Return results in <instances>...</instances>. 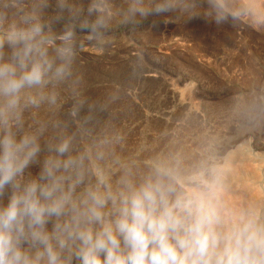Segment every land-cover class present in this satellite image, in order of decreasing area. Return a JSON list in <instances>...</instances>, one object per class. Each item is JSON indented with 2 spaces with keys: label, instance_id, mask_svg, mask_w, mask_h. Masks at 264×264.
<instances>
[{
  "label": "clouds",
  "instance_id": "9594fccd",
  "mask_svg": "<svg viewBox=\"0 0 264 264\" xmlns=\"http://www.w3.org/2000/svg\"><path fill=\"white\" fill-rule=\"evenodd\" d=\"M250 12L236 0H0V264H264V184L238 193L208 152L122 156L79 68L114 24L220 26Z\"/></svg>",
  "mask_w": 264,
  "mask_h": 264
},
{
  "label": "rangeland",
  "instance_id": "374dc122",
  "mask_svg": "<svg viewBox=\"0 0 264 264\" xmlns=\"http://www.w3.org/2000/svg\"><path fill=\"white\" fill-rule=\"evenodd\" d=\"M260 1L261 8L220 26L202 20L165 24L163 17H152L139 26L114 24L100 44L85 43L79 57L85 94L105 106L101 126L124 137L117 147L122 156L145 161L178 153L191 160L243 137L254 141L259 131L261 143ZM122 3L115 0L118 7ZM244 4L236 0L237 7Z\"/></svg>",
  "mask_w": 264,
  "mask_h": 264
},
{
  "label": "bare ground",
  "instance_id": "6f19581e",
  "mask_svg": "<svg viewBox=\"0 0 264 264\" xmlns=\"http://www.w3.org/2000/svg\"><path fill=\"white\" fill-rule=\"evenodd\" d=\"M244 1L247 4H249L250 7L252 8H258V7L261 8L262 6L260 0H244ZM260 132L261 131H259L257 135H259ZM257 135L253 136L254 141H252L249 138L244 139L243 137V139H241L240 141L233 143L231 146L223 148L222 150H220V152L218 151V153L216 154L214 152V155L217 156L222 162L225 161L227 162L229 167L230 179L233 183L235 190L238 193L248 192L252 190L254 186L264 184V153L258 152V151H264V139L261 141V143H259L260 136ZM210 153L212 154V152Z\"/></svg>",
  "mask_w": 264,
  "mask_h": 264
}]
</instances>
